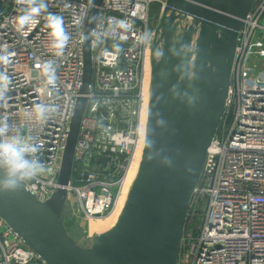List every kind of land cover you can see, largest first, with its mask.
<instances>
[{"label":"built area","instance_id":"2783aa9c","mask_svg":"<svg viewBox=\"0 0 264 264\" xmlns=\"http://www.w3.org/2000/svg\"><path fill=\"white\" fill-rule=\"evenodd\" d=\"M27 0H11L0 14V72L12 80L0 102L10 134L31 138L42 169L21 185L45 201L58 187L83 75V29L95 0H47L64 17L71 40L53 55L43 17L25 32L13 17ZM161 0H102L91 32L93 60L88 106L81 121L68 203L87 222L113 215L126 177L141 152L149 88L150 46L156 24L151 6ZM126 21L121 28L118 21ZM158 20V19H157ZM117 45L120 47L118 48ZM53 60L55 85L40 70ZM50 109L43 124L31 112ZM220 127L208 148L202 181L189 212L179 264H264V0H255L238 38L231 85ZM228 124L226 127L225 125ZM31 158V157H30ZM79 214L80 216H74ZM197 217L201 225L193 227ZM199 229L195 235V229ZM0 264H43L0 219Z\"/></svg>","mask_w":264,"mask_h":264},{"label":"water","instance_id":"95a60500","mask_svg":"<svg viewBox=\"0 0 264 264\" xmlns=\"http://www.w3.org/2000/svg\"><path fill=\"white\" fill-rule=\"evenodd\" d=\"M10 2L0 0V14ZM101 3L95 0L83 29L82 85L58 187L45 201L21 184L0 192V219L43 264H179L208 148L225 113L238 38L255 0H165L150 46L140 161L115 223L88 237L72 216L67 186L88 106L91 32Z\"/></svg>","mask_w":264,"mask_h":264},{"label":"clouds","instance_id":"9594fccd","mask_svg":"<svg viewBox=\"0 0 264 264\" xmlns=\"http://www.w3.org/2000/svg\"><path fill=\"white\" fill-rule=\"evenodd\" d=\"M43 17L53 55L59 57L71 40V34L65 28L64 17L49 11L47 0H27L13 17L16 31L25 32L34 25L38 18ZM121 28H127L126 21L117 22ZM7 54L0 55V61H6ZM40 70L50 85H55L57 71L54 61L49 59L40 64ZM11 78L0 72V102L7 99L6 93L11 85ZM38 123H45L50 118L51 109L42 103L35 104L31 110ZM10 124L0 117V192L15 190L22 181L31 179L42 169L41 162L36 158L40 148L31 138L23 139L10 134ZM31 157V158H30Z\"/></svg>","mask_w":264,"mask_h":264},{"label":"rangeland","instance_id":"374dc122","mask_svg":"<svg viewBox=\"0 0 264 264\" xmlns=\"http://www.w3.org/2000/svg\"><path fill=\"white\" fill-rule=\"evenodd\" d=\"M165 0H161L160 5V9H159V14L155 15L153 18H155V24L157 23V19L159 18L160 12H161V8L162 5L164 4ZM154 10H155V4L151 6V15H154ZM157 20V21H156ZM154 24V25H155ZM221 124L223 125V120L221 121ZM229 122L225 125L226 127L228 126ZM77 205V202L75 200V198H72L70 200V207H72V210H75ZM120 214V213H119ZM119 214H115L112 217L103 220V221H93V222H87L85 220H81V219H77V221L79 222L80 226L82 227L84 233L86 236L91 237L97 233H101L106 231L107 229H109L112 224L115 222V220L117 219V217L119 216ZM74 216H80L79 214H76ZM81 217V216H80ZM75 218V217H74ZM201 225V219L199 217H197L196 221L193 222V227H199ZM199 232V229H195V235H197Z\"/></svg>","mask_w":264,"mask_h":264},{"label":"bare ground","instance_id":"6f19581e","mask_svg":"<svg viewBox=\"0 0 264 264\" xmlns=\"http://www.w3.org/2000/svg\"><path fill=\"white\" fill-rule=\"evenodd\" d=\"M149 76H150V70H149ZM140 157H141V152L138 151V155H137V157H136V159H135V161H134V163H133V165H132V167H131V169H130V171H129L127 177H126L123 192H122V194H121V196H120V198H119V203L117 204V207H116L115 211L113 212V215H115L116 213L119 214V213L121 212V209H122V207H123V204H124V201H125V198H126L127 192H128V188H129V186H130V183H131V181H132V179H133V177H134V174H135V172H136V169H137V167H138V164H139V161H140ZM113 215H111L110 217H112ZM110 217H109V218H110ZM117 218H118V217H117ZM107 219H108V218H107ZM105 220H106V219H105ZM116 220H117V219H116ZM116 220H115V221H116ZM96 221H103V220H96ZM91 222H93V221H91ZM114 223H115V222H114ZM114 223H113V224H114ZM113 224H112V225H113ZM107 230H108V229H107Z\"/></svg>","mask_w":264,"mask_h":264},{"label":"trees","instance_id":"16d2710c","mask_svg":"<svg viewBox=\"0 0 264 264\" xmlns=\"http://www.w3.org/2000/svg\"><path fill=\"white\" fill-rule=\"evenodd\" d=\"M159 9H160V5L159 4H155V10H154V15H151L152 17V24H155V18H153L155 15L159 14ZM157 21V20H156ZM190 218H187V222H186V229L188 228V226L190 225Z\"/></svg>","mask_w":264,"mask_h":264}]
</instances>
